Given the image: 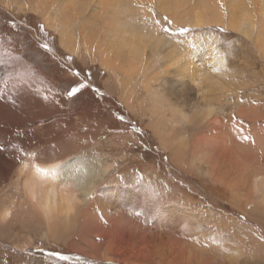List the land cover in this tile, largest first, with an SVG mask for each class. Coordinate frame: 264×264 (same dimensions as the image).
Wrapping results in <instances>:
<instances>
[{
	"label": "rangeland",
	"instance_id": "1",
	"mask_svg": "<svg viewBox=\"0 0 264 264\" xmlns=\"http://www.w3.org/2000/svg\"><path fill=\"white\" fill-rule=\"evenodd\" d=\"M99 1L95 0V4ZM159 1L170 3L173 0H133L129 4L131 10L125 16L134 28L137 29L139 25L138 28L142 27V31L147 33L142 37L147 43V57L151 56L154 63L156 52L167 57V61L159 67L164 73L160 75L161 80L155 83L154 89L158 93L167 91L170 98L169 101H163L159 111L165 112L170 118L176 114V107L190 115L203 106L214 107V115L205 127L196 128L187 120L177 125L179 131L184 130L191 137V160L194 146V149L205 151L208 149L206 142L216 137L218 147L227 161L226 172L232 174L240 184L243 183L242 172L247 165L260 167L253 169H261L264 173V52L254 39L220 23L176 24L158 7ZM204 3L214 7L205 10L210 16L211 10H220L221 22L239 21V17L248 16L250 12L255 16L256 26L264 21V10L258 0H194L177 5L176 9L179 13L197 12L204 9ZM60 6L62 3L53 6L51 13L55 14V8ZM96 6H92L88 14L96 9L98 14L102 13V9ZM28 7L22 9L13 5L7 8L0 3V36L12 42L6 45L8 50L0 44V59L13 58L12 62L17 65L11 77L0 71V85L37 84L45 90L48 101L39 98V108L34 110V118L28 125L13 129L16 134H9L11 146L17 145L19 141L22 149L35 157L48 152L56 159L61 154L66 155V158L72 157L69 152L75 146L91 145L86 155L82 148L73 153L85 156L90 161V155L99 153L102 146L111 156L112 169H120L123 164L120 157L128 161L123 165L126 168L112 173L101 188L109 187L113 179L123 181L117 187L128 192L118 194L120 200L123 199V205L118 208L125 210L135 223L144 224L145 232L151 229L148 218L154 214L153 209L160 216L172 213L173 209L168 207L175 200L178 209H185L187 213L189 211L190 223H187V219H179L171 214L159 222L163 231H154L158 246L170 245L169 238L180 239L189 246L195 243L196 235L204 232L209 240L225 247L235 242L248 250L245 242H250V249L255 247L257 251L256 255L251 254L254 255L253 259L249 258L245 264H264V247L254 246L255 242L264 246V223L261 217L254 212L251 216L245 206L236 207L232 196H229L230 188L226 185L225 189L214 183L210 174L196 167V162H189L182 168L173 161L172 147H165L155 134L152 119H155L157 109L152 110L151 96H148L136 75L134 86L138 90L134 99H138L126 104L123 99H127L129 90L123 84L127 76L121 68L113 72L105 69L94 51L87 46L90 43L85 44L83 40L77 53L67 51L60 42L58 31L47 26L39 12ZM81 25L79 23L77 28ZM182 29L189 31L182 32ZM155 38H159V42L152 45ZM193 63L197 65L192 67L189 80L185 79L187 84L174 85L172 80L175 82L174 77H179L177 75L184 71L185 64ZM22 66L29 70L22 72ZM193 77L197 80L195 83L190 82L195 80ZM202 80L206 81L203 85L205 88L200 89L198 85ZM81 84L87 87L81 88ZM73 88L80 90L69 95ZM51 91L59 95L58 99L53 100L59 104L57 108L47 98ZM212 94V102H203V96ZM168 120L170 123L171 119ZM88 137L91 142L86 141ZM58 147L60 150L63 147V151L56 150ZM202 162L204 166L207 165L204 159ZM141 180L142 184L136 187V183ZM133 191L143 198L139 195L137 200ZM131 195L133 197L129 198ZM146 208L150 209L146 211ZM52 243L42 241V249L31 248L25 252L24 256L29 258L26 264L39 261H45V264H100V260H112L117 264L123 259L93 257L86 247L75 251L63 244ZM219 247L201 248L199 252L202 259L212 264H232L227 258L230 251L224 247L221 251ZM12 257L14 259L13 254Z\"/></svg>",
	"mask_w": 264,
	"mask_h": 264
},
{
	"label": "bare ground",
	"instance_id": "2",
	"mask_svg": "<svg viewBox=\"0 0 264 264\" xmlns=\"http://www.w3.org/2000/svg\"><path fill=\"white\" fill-rule=\"evenodd\" d=\"M30 1L32 2L29 3ZM57 1H59L58 4L62 3V6L55 8L57 12L52 14V7L58 5ZM258 1L261 2V9L264 10V0ZM189 2L194 0H173L170 3L159 1L158 7L164 10L176 24H223L226 28L239 31L244 36L254 39L262 53L264 52V21L256 26L253 13L239 17V21L221 22L219 9L211 10L212 16L205 11L214 8L208 3L203 4V10L179 13L176 9L177 5ZM0 3L7 8L13 5L22 9L29 6L31 10L39 12L46 25L58 31L61 44L69 52L77 53L81 49L82 40L85 44L90 43L87 46L94 51L97 60L105 69L113 72L114 69L121 68L125 72L127 79L124 77L123 84L125 83V88L129 90L127 95L125 94L127 99H123L126 104L132 102L137 93L138 89L134 86L136 75L148 96H151L152 110L157 109L156 117L152 119L155 134L165 147H172L173 161L182 168L189 162H196V167L202 169L205 174H210L214 183L223 188L226 185L230 188L229 196H232L236 207L245 206L250 215L254 212L264 223V173L261 169L259 171L253 169L260 167L247 165L242 172L243 183L240 184L225 170L227 161L218 147V138L208 140L206 142L208 149L205 151L194 149V146L191 160V137L184 130L181 132L177 128L183 120H187L189 124L192 123L196 128L205 127L214 115V107L203 106L192 115L181 112L182 110L179 111L176 107V114L170 118L165 112L159 111L163 107V101H169L170 98L167 91L158 93L154 89L155 83L161 80H159L160 75L164 73L159 67L167 61V57L156 52L154 63L151 56L145 55L147 43L142 40V37L147 33L142 31V27L138 28L139 25L137 29L134 28L133 24L125 19L131 10L129 4L133 3V0H100L96 4L95 0H0ZM94 5L100 7L102 13L98 14L96 9L88 14V10ZM86 14L88 15L85 16ZM79 23L82 24L78 27L80 31L77 28ZM158 42L159 38H155L152 45ZM0 44L8 50L6 45L12 42L0 36ZM12 61L13 58L0 59V71L8 73L9 77L14 70H17V65ZM195 65L197 64H185L184 71L177 75L179 77H174L175 82L172 80V83L185 85V79L189 80L192 67ZM24 70L29 69L22 66L21 71L24 72ZM194 81L197 80L190 82ZM204 83L206 81L202 80L198 85L200 89ZM58 97L55 91L47 95L49 102L56 105V108L59 104L53 100ZM39 98L48 101L45 90L39 88L37 84L0 85V264H26L29 258L27 255L24 256L25 252L31 248L42 249V241L51 245H53L52 242L63 244L75 251L86 247L93 257L123 258L117 264L145 262L147 264H212L211 261L202 259L199 252L201 248L210 246H220L219 250L222 251L224 247L230 251L231 254L227 255V258L232 264H245L249 258L253 259L256 255L257 249L255 247L250 249V242H245L249 247L248 250H244L241 244L235 242L225 247L222 246L223 244L216 245L204 232L199 234L200 236L196 235V241L189 245L190 247L179 241L180 239L171 238H169L170 245L158 246L154 231L158 232V229L160 232L163 231L159 222L162 219L165 220L166 216L176 215L179 219H187V223H190L192 220L189 211L187 213L185 209H178L176 205L178 202L175 200L172 206L168 207L173 209L172 213H164L160 216L158 211L153 209L154 214L148 218L151 229L145 232L144 224L135 223L125 210L118 208L119 205H123V199L120 200L118 194L128 192L117 187L123 181L113 179L109 187L101 188L112 173L125 169L126 166L123 165L128 161L120 157L123 161L122 166L120 169H112L111 156L102 146L99 153L90 155L92 161L87 160L85 156L73 155L79 148L84 149L86 155L88 150H91L89 148L91 145L75 146L69 152L72 157L66 158V155L61 154L56 159L48 155V152L44 155L36 153L35 157L31 152L23 150L19 141L17 145L11 146L12 140L9 134H16L13 129L28 125L34 118L36 115L34 110L39 108ZM213 98L212 94L203 96L202 99L203 102H212ZM168 119H171L170 123ZM88 127L92 126L88 125ZM37 130L39 131L38 128ZM86 141L91 142V138L88 137ZM219 144L223 148L222 143ZM61 149L56 148L59 152L63 151V147ZM202 159L206 161V166L203 165ZM140 184L142 180L136 183V187ZM134 194L138 200L140 194L137 192ZM132 197L133 195L129 198ZM250 207L253 209H249ZM149 209L146 208V211ZM254 214L253 217H255ZM152 218L154 220L150 221ZM254 246L264 247L257 242ZM251 254L254 255L251 256ZM234 255L238 256L234 257ZM100 261V264H114L112 260ZM42 263L45 264V261L33 264Z\"/></svg>",
	"mask_w": 264,
	"mask_h": 264
},
{
	"label": "snow or ice",
	"instance_id": "3",
	"mask_svg": "<svg viewBox=\"0 0 264 264\" xmlns=\"http://www.w3.org/2000/svg\"><path fill=\"white\" fill-rule=\"evenodd\" d=\"M164 19H167L166 17L164 18ZM157 23H159V21H157ZM166 31H169L168 29H165ZM182 32H187V31H189L188 29H182L181 30ZM45 47H47V45H45ZM80 87L82 88V87H87V85H85V84H81L80 85ZM80 90V88H73L72 90H71V92L69 93V95H72V94H74L75 92H78ZM136 131H140V129H136ZM61 259H67V257H61Z\"/></svg>",
	"mask_w": 264,
	"mask_h": 264
}]
</instances>
